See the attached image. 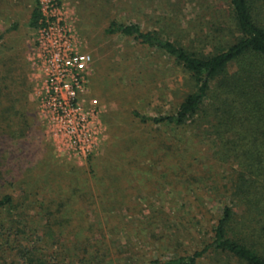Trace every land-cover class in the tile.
Wrapping results in <instances>:
<instances>
[{
    "label": "rangeland",
    "instance_id": "rangeland-1",
    "mask_svg": "<svg viewBox=\"0 0 264 264\" xmlns=\"http://www.w3.org/2000/svg\"><path fill=\"white\" fill-rule=\"evenodd\" d=\"M60 3L76 52L89 59L82 104L97 101L95 145L82 156L51 135L35 98L36 0H0V199L13 200L0 213V264L16 261V238L35 241L42 253L61 250L65 264H88L94 255L96 264H149L192 254L211 240L236 170L220 140L239 144V136L218 138L201 117L180 127L141 123L135 113L174 115L194 85L161 50L106 31L137 25L207 55L231 40L227 0ZM198 264L235 263L210 254Z\"/></svg>",
    "mask_w": 264,
    "mask_h": 264
},
{
    "label": "trees",
    "instance_id": "trees-1",
    "mask_svg": "<svg viewBox=\"0 0 264 264\" xmlns=\"http://www.w3.org/2000/svg\"><path fill=\"white\" fill-rule=\"evenodd\" d=\"M227 2L233 23L231 40L207 55L143 33L137 25L111 24L106 31L161 50L183 67L194 85V91L174 115L146 118L135 113L141 123L180 127L201 117L202 124H210L218 138L222 132L239 136V144L236 138L233 142L219 139L221 148L226 149L222 157L233 159L236 170L226 184L227 197L212 228L211 240L190 255L149 264H198L210 254L224 256L235 264H264V0ZM38 18L36 1L32 26ZM12 201L10 196L0 199V213L12 206ZM14 242L16 261L9 264H65L61 250L50 248L42 253L35 241L27 244L16 238ZM91 260L88 264H96L99 259L94 255Z\"/></svg>",
    "mask_w": 264,
    "mask_h": 264
},
{
    "label": "built area",
    "instance_id": "built-area-1",
    "mask_svg": "<svg viewBox=\"0 0 264 264\" xmlns=\"http://www.w3.org/2000/svg\"><path fill=\"white\" fill-rule=\"evenodd\" d=\"M39 11L35 47L40 82L37 108L53 137H62L79 155L92 152L98 118L97 101L82 104L87 93L89 59L74 47L60 0H36Z\"/></svg>",
    "mask_w": 264,
    "mask_h": 264
}]
</instances>
